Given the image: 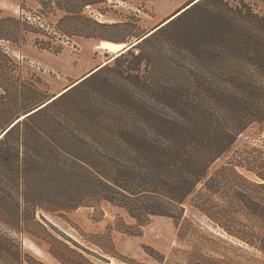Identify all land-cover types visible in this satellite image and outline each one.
I'll use <instances>...</instances> for the list:
<instances>
[{
    "label": "trees",
    "instance_id": "16d2710c",
    "mask_svg": "<svg viewBox=\"0 0 264 264\" xmlns=\"http://www.w3.org/2000/svg\"><path fill=\"white\" fill-rule=\"evenodd\" d=\"M36 1L45 17L35 21L0 8V131L10 125L0 137V264H45L19 240L38 237L33 227L73 251L36 212L102 201L139 225L162 215L179 238L197 234L184 264H264V145H236L249 127L264 131V11L197 0L50 100L47 81L25 75L4 43L32 35L59 53L57 40L104 38L97 30L109 24L92 15L130 0ZM186 205L215 230L191 229Z\"/></svg>",
    "mask_w": 264,
    "mask_h": 264
},
{
    "label": "rangeland",
    "instance_id": "374dc122",
    "mask_svg": "<svg viewBox=\"0 0 264 264\" xmlns=\"http://www.w3.org/2000/svg\"><path fill=\"white\" fill-rule=\"evenodd\" d=\"M189 1L191 0H146L144 4L142 0L119 2L113 6L115 11L92 15L99 22L109 24L97 30L104 33V38L74 35L65 41L57 40L63 46L59 53L36 47L32 42V35L22 45H10L7 42L4 45L21 62L25 75L30 71L41 75L47 81L52 96H56L65 87L76 82L78 76L117 56L97 47L102 40L123 38V42L133 41ZM248 1L256 10L264 11V0ZM0 8L7 14L24 16L31 21L45 17L36 0H0ZM85 12L91 13L89 6H86ZM52 13L46 18L48 21H55L60 14ZM119 18L128 24L110 25L120 20ZM136 28L139 30L136 31ZM129 31L132 32L128 35ZM126 59H131V56ZM247 141L264 145V131L261 132L254 126L249 127L238 137L236 145ZM41 216L54 227L45 222L48 230L73 249L67 250L36 228H30L38 237L32 238L23 233L19 236L21 246L24 251L45 264H184L186 258L181 250H190L191 243L199 241V236L192 232L179 238L178 226L170 217L150 216L146 223L139 225L124 209L107 201H102L97 206H81L62 214L38 210L36 217L42 220ZM184 217L190 220L191 229L199 227L203 230V227H207L215 230L205 217L188 205L185 207ZM48 250L57 251L62 260L52 256Z\"/></svg>",
    "mask_w": 264,
    "mask_h": 264
},
{
    "label": "water",
    "instance_id": "95a60500",
    "mask_svg": "<svg viewBox=\"0 0 264 264\" xmlns=\"http://www.w3.org/2000/svg\"><path fill=\"white\" fill-rule=\"evenodd\" d=\"M194 2H196L195 0H191L189 1L185 6H183L182 8H180L179 10L175 11L172 15H170L168 18L164 19L162 22H160L159 24H157L156 26H154L153 28H151L150 30H148L147 32H145L144 34L138 36L135 40L130 41V42H123L124 43V49H129L130 47H132L133 45L137 44L138 42L142 41L144 38H146L147 36H149L150 34H152L153 32H155L158 28H160L161 26H163L164 24H166L169 20L173 19L175 16H177L178 14H180L183 10H185L186 8H188L191 4H193ZM66 88V87H65ZM59 93V92H58ZM57 93V94H58ZM55 94V95H57ZM59 95V94H58ZM54 96V95H53ZM52 96V97H53ZM50 97L49 99L51 100ZM46 100L41 104H46V102H49L50 100ZM40 104V105H41ZM42 106V105H41ZM10 125H8L7 127H5L3 130L0 131V137L4 134V132L9 128Z\"/></svg>",
    "mask_w": 264,
    "mask_h": 264
},
{
    "label": "bare ground",
    "instance_id": "6f19581e",
    "mask_svg": "<svg viewBox=\"0 0 264 264\" xmlns=\"http://www.w3.org/2000/svg\"><path fill=\"white\" fill-rule=\"evenodd\" d=\"M97 47L98 48H100V49H104L106 52H110V53H113V55L115 54V56L116 55H118L119 53H120V51H122L123 49H124V43L123 42H115V41H110V40H102L101 42H100V44L99 45H97ZM105 63V62H104ZM104 63H102L101 65H103ZM101 65H99V66H101ZM98 66V67H99ZM97 67V68H98ZM97 68H95V69H97ZM94 69V70H95ZM94 70H92V71H94ZM91 71V72H92ZM89 74V73H88ZM88 74H86V75H88ZM85 75V76H86ZM85 76H83V77H85ZM82 77V78H83ZM81 78V79H82ZM81 79H79V80H81ZM79 80H77V81H79ZM76 81V82H77ZM76 82H74V83H72L71 85H69V86H67L66 88H64L62 91H64V90H66L68 87H70V86H72L73 84H75ZM62 91H60L59 93H61ZM58 93V94H59ZM57 94V95H58Z\"/></svg>",
    "mask_w": 264,
    "mask_h": 264
},
{
    "label": "crops",
    "instance_id": "0c3cea01",
    "mask_svg": "<svg viewBox=\"0 0 264 264\" xmlns=\"http://www.w3.org/2000/svg\"><path fill=\"white\" fill-rule=\"evenodd\" d=\"M103 50H104V49H103ZM104 51H105V50H104ZM108 53H109V52H108ZM103 62H104V61H103ZM103 62H102V63H103ZM102 63H100L99 65H101ZM99 65H98V66H99ZM98 66H95L94 68H92L91 70H89L87 73L83 74L82 76H78V77H79L78 79H81L83 76H85L86 74H88L89 72H91L92 70H94L95 68H97ZM78 79H77V80H78ZM75 81H76V80H75Z\"/></svg>",
    "mask_w": 264,
    "mask_h": 264
}]
</instances>
